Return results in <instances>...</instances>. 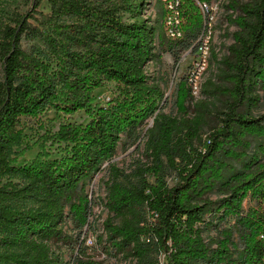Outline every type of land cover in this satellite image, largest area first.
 <instances>
[{
	"label": "trees",
	"instance_id": "trees-1",
	"mask_svg": "<svg viewBox=\"0 0 264 264\" xmlns=\"http://www.w3.org/2000/svg\"><path fill=\"white\" fill-rule=\"evenodd\" d=\"M24 3L23 12L0 19V264H98L87 253L85 183L104 164L108 217L95 243L103 251L134 264H160V256L163 264H264V112L250 111L264 82V0L230 2L238 29L222 60L226 86L203 83L202 91L208 85L225 96L213 117L204 104L189 113L184 75L178 113H164L161 83L146 74L153 58L168 53L177 62L193 46L202 27L194 0H181L183 37L175 41L162 29V0L154 19L149 0ZM107 84L114 95L97 101L94 91ZM46 109L83 110L88 121L46 134L59 156L41 144L16 165L19 118ZM123 133L145 139L147 152L128 173L112 162ZM213 189L220 198H210ZM21 200L30 204L13 206ZM208 226L214 236L206 240Z\"/></svg>",
	"mask_w": 264,
	"mask_h": 264
},
{
	"label": "rangeland",
	"instance_id": "rangeland-1",
	"mask_svg": "<svg viewBox=\"0 0 264 264\" xmlns=\"http://www.w3.org/2000/svg\"><path fill=\"white\" fill-rule=\"evenodd\" d=\"M232 0H222L223 5H226L229 9H220L215 28V37L213 40V48L210 55L209 65L203 83L205 80H210L214 85L224 87L226 86L223 77V63L222 60L228 53V46L233 42L232 33L238 29V27L229 21L230 18H234L238 14V9L231 7L230 2ZM238 3L244 0H237ZM25 0H0V19L7 21L15 11L23 12L28 5ZM150 5L147 9V15L155 18V9L152 8L156 0H149ZM163 2V0H162ZM40 9L48 11L46 2L44 1ZM232 12L234 13H231ZM193 51L189 49L180 53V58L176 62L174 58L168 54L163 53L159 57L153 58L146 65L147 77L151 79H157L160 81L164 91V100L161 104V110L167 114H177L178 109L174 104L176 84L180 78L184 75L188 66L192 61ZM264 81V79H262ZM205 81V82H204ZM200 95L196 98L188 100L189 113L192 114L199 105L204 104L206 110L211 114H214L217 110L221 109L225 96L216 93L211 89L212 87L206 86L205 92L204 84ZM213 86V85H212ZM115 89L113 84H107L102 88L96 89L94 95L97 101L107 100L114 95ZM259 98L257 103L250 107V111L253 115H259L264 112V82L257 89ZM88 121V117L83 110L75 112L73 115H65L62 112L54 109H46L35 116H21L18 122V129L20 130V139L18 143L12 146V156L16 159V165H23L26 162L31 161L39 152L41 144H43L45 151H49L50 157L54 158L59 156L57 150V143H52L50 140H44L46 134H52L57 131L58 126L62 122H71L78 124H85ZM211 121H214L212 118ZM152 120H148L146 127H150ZM207 129L204 128L203 132ZM204 134L201 135V138ZM145 139L141 142H134L127 134L123 133L118 143L115 156L112 162L118 166L124 172L128 173L131 168L134 167L137 161H145L147 152L144 146ZM252 151V149H251ZM107 164L102 165L101 169L95 172L90 179L85 183V190L89 194L92 202L90 225L91 228L87 232L86 236L93 240V243L87 246V253L95 259L98 264H134V260L130 256H125L120 253H116L112 248H107V251H103L101 245L95 244L97 236L103 233V221L108 217V212L104 208V197L106 193V186L108 180ZM15 181V179H14ZM168 182L171 184L170 178ZM217 189H213L209 192L211 199L216 200L221 197L217 193ZM249 201L243 202L244 206L248 205ZM23 204L29 205V201H19L13 204V206H21ZM233 222V219L229 220ZM205 239L214 236V230L212 226H208L203 232ZM62 258L65 262L71 259L70 251L66 247L61 248ZM164 263L163 256H160V264Z\"/></svg>",
	"mask_w": 264,
	"mask_h": 264
},
{
	"label": "built area",
	"instance_id": "built-area-1",
	"mask_svg": "<svg viewBox=\"0 0 264 264\" xmlns=\"http://www.w3.org/2000/svg\"><path fill=\"white\" fill-rule=\"evenodd\" d=\"M221 1L194 0L202 18V27L196 41L189 49V51H193L192 61L184 73L186 85L192 98L200 95L203 79L208 69L218 13L220 9H229ZM231 13H233L232 10ZM183 24L181 0H163L161 25L165 37L172 41L180 40L183 37ZM92 243L90 237L86 238L87 245Z\"/></svg>",
	"mask_w": 264,
	"mask_h": 264
}]
</instances>
